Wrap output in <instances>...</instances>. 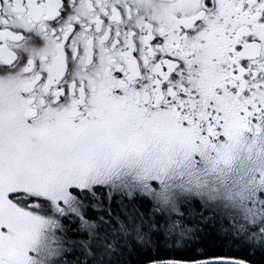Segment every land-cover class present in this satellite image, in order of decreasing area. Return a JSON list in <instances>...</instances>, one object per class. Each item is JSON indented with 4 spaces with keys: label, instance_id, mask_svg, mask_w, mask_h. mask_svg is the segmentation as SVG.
<instances>
[{
    "label": "snow or ice",
    "instance_id": "snow-or-ice-1",
    "mask_svg": "<svg viewBox=\"0 0 264 264\" xmlns=\"http://www.w3.org/2000/svg\"><path fill=\"white\" fill-rule=\"evenodd\" d=\"M264 258V0H0V264Z\"/></svg>",
    "mask_w": 264,
    "mask_h": 264
},
{
    "label": "trees",
    "instance_id": "trees-1",
    "mask_svg": "<svg viewBox=\"0 0 264 264\" xmlns=\"http://www.w3.org/2000/svg\"><path fill=\"white\" fill-rule=\"evenodd\" d=\"M145 264H147V261ZM252 264H264V258L260 256L252 257Z\"/></svg>",
    "mask_w": 264,
    "mask_h": 264
}]
</instances>
